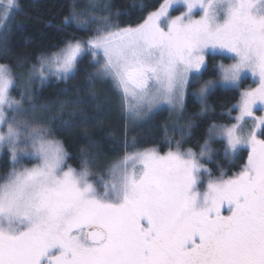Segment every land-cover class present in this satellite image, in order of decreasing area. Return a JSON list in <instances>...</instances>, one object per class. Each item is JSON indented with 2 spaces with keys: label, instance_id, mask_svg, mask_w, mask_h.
Listing matches in <instances>:
<instances>
[{
  "label": "snow or ice",
  "instance_id": "6c2138e0",
  "mask_svg": "<svg viewBox=\"0 0 264 264\" xmlns=\"http://www.w3.org/2000/svg\"><path fill=\"white\" fill-rule=\"evenodd\" d=\"M19 8L18 0H0L4 59ZM112 8L73 0L58 29L71 34L55 50L15 68L0 63V153L8 169L0 176V264H264V0H162L135 23L121 18L145 6ZM86 59L95 71L81 68ZM25 67L28 79L18 84L16 68ZM249 78L255 86L243 88ZM53 80L74 99H57L55 115L36 119L51 105L37 106L33 85ZM98 85H108L126 120L162 111L182 118L188 97L201 117L214 111L211 96L239 98L228 123L208 124L197 150L183 146L191 120L163 126L167 151L159 142H130L126 124L119 159L96 170L100 141L89 135L90 150L73 167L57 134L76 126L75 117L103 122L113 100ZM216 142L228 159L248 149L235 174L206 166Z\"/></svg>",
  "mask_w": 264,
  "mask_h": 264
},
{
  "label": "trees",
  "instance_id": "16d2710c",
  "mask_svg": "<svg viewBox=\"0 0 264 264\" xmlns=\"http://www.w3.org/2000/svg\"><path fill=\"white\" fill-rule=\"evenodd\" d=\"M18 2L20 8L15 12V19L11 23V31L7 40V59L3 58L4 53L0 50V63H8L14 68L18 63L25 62L23 60L24 57H28L26 64L34 63L35 57L41 52L55 50V46L60 43L64 35L71 34L70 32L61 34L58 32V29L63 17L67 15L69 6L73 3V0H18ZM160 2L162 0H111L113 13L123 11L134 3L146 7V11L143 13L121 18L122 22L127 21L132 23L138 22L142 15L147 14V11L154 10L155 7L159 6ZM217 59L219 60L220 58L217 57ZM81 68H87L89 72L95 71V69L89 66L87 59L81 65ZM26 72V67L16 68L17 75H24ZM208 78L207 76L205 77V79ZM77 79L82 83V74ZM252 84L250 80H246L242 87L246 88ZM65 87L64 83L53 80L47 85L36 86L34 88L37 90L34 97L37 106L51 105L48 111H38L36 119L55 115L57 112V99H74V97L60 95L61 89ZM97 87L102 90V95L106 94L113 100V106L108 109L103 122L99 126L93 127L81 124L79 117H75L76 126L67 132L57 134V139L64 142V146L69 153V164L73 167L79 166L81 152L90 150L88 147L89 135L100 141V147L96 151L101 154L102 162L97 166L96 170L119 159L123 155L126 124L127 138L130 142L135 138L138 142V147L153 146L155 142H159L155 143V146L160 147L162 151H167V146L163 143V126L169 122L167 111L159 112L146 123L131 129L129 128L128 120L122 116L118 105H115L114 93L109 90L108 85H98ZM195 87H198V85ZM238 98V95L235 93H217L208 100V104L214 111L208 113L206 116L197 117L194 114L199 112L200 104L194 97H188L186 103L187 117L184 123L191 120L195 126L192 130V135L187 138L183 146L197 150V145L203 143L204 132L209 123H228L230 119L229 110ZM69 110L71 109L69 108ZM235 115L236 113L232 111L231 116ZM64 118L67 117L65 116ZM85 128H87V133L84 130ZM110 133H114L115 135L110 136ZM169 135L172 139H179L177 136H172L171 133ZM142 141H146L147 143H139ZM213 147L218 152L213 161L207 163V167L212 170L214 175L226 173L228 176H231L238 172L247 160L248 151L246 149H242L237 154L235 160H230L223 155L222 144L220 142L213 144ZM6 159L7 157L2 154L0 157V176H3L8 170L4 166Z\"/></svg>",
  "mask_w": 264,
  "mask_h": 264
},
{
  "label": "rangeland",
  "instance_id": "374dc122",
  "mask_svg": "<svg viewBox=\"0 0 264 264\" xmlns=\"http://www.w3.org/2000/svg\"><path fill=\"white\" fill-rule=\"evenodd\" d=\"M101 2L102 3H107V2H110L111 3V0H101ZM173 15H179L180 14V12L179 11H173V13H172ZM14 15H15V13H14ZM11 23H12V21H9V24H10V26H11ZM225 62H227V61H225ZM20 77H21V79L20 80H18L17 81V83L18 84H23L25 81H27V79H28V77H27V74H24V75H19ZM246 80H250L252 83H253V80L252 79H246ZM245 80V81H246ZM36 86H41L39 83H37V84H35V85H33V88H35ZM249 86H255V84L253 83L252 85H248L247 87H249ZM246 87V88H247ZM19 91H20V89H16V90H14L13 91V96H15L17 99H19ZM188 99V98H187ZM186 103H187V100H186ZM168 112V114H169V122H168V126L169 127H173V126H175V124H176V122H177V120L179 121V123L180 124H183L184 122H185V120H186V117H187V112H186V104H185V111H184V113H183V115H182V118H180V117H177L175 114H170V112L169 111H167ZM157 113H159V112H157ZM156 113V114H157ZM154 116V115H153ZM153 116H151V117H148V118H144V119H135V118H132V119H128V125H129V128H131V129H134V128H136V127H138V126H140V125H142V124H144V123H146L148 120H150ZM171 135L172 136H177L178 138H179V136L178 135H176V134H173V133H171ZM244 149H246L247 151H248V149L247 148H244ZM1 155H2V153H0V157H1ZM237 156V155H236ZM236 156L233 158V159H230V160H235V158H236ZM207 166V165H206Z\"/></svg>",
  "mask_w": 264,
  "mask_h": 264
}]
</instances>
